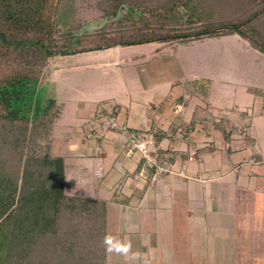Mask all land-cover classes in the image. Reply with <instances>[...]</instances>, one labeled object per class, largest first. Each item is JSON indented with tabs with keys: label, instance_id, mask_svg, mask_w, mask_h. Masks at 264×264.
Wrapping results in <instances>:
<instances>
[{
	"label": "trees",
	"instance_id": "trees-1",
	"mask_svg": "<svg viewBox=\"0 0 264 264\" xmlns=\"http://www.w3.org/2000/svg\"><path fill=\"white\" fill-rule=\"evenodd\" d=\"M103 2L115 7L104 20L121 19V27L108 32L100 24L94 32L108 33L107 40L72 46L88 33H59L62 0H0V264H107L106 202L67 193V164L50 152L59 109L54 102L36 108L52 57L118 43H187L231 33L264 52V0L227 21L205 8L207 0Z\"/></svg>",
	"mask_w": 264,
	"mask_h": 264
},
{
	"label": "rangeland",
	"instance_id": "rangeland-1",
	"mask_svg": "<svg viewBox=\"0 0 264 264\" xmlns=\"http://www.w3.org/2000/svg\"><path fill=\"white\" fill-rule=\"evenodd\" d=\"M261 1L263 0H207L208 5L205 8L210 6L219 13V18L227 21L241 18L240 15L256 8ZM114 10L113 3H101V0H62L56 15V24L60 34L88 33L69 45L73 46L79 42L99 43L101 39H108V33L94 32L100 24L105 26L108 32L122 25L121 19L113 22L104 20V16L113 15ZM192 44L182 46L177 41L166 40L131 45L118 43L109 49H106V46L52 57L51 65L43 72L38 85L36 108H44L54 102L57 109L63 112L62 116L57 118V123L68 126L63 131V137H52L51 154L65 157L66 151L60 153L65 147L62 141H73L81 135L100 137L99 129L103 127L106 128L105 133L112 131L108 129L109 123L103 124L99 121L96 129L95 114L102 112L104 105L97 103L94 95L112 92L116 95L114 101L123 99L121 92L116 91V86L110 87L120 84L116 71H119L122 83L132 85L135 81L137 87H144V80L149 76V72L147 69H140L145 66L154 69V65L160 67L166 63L169 64V69L163 68L161 77L177 73L184 77L179 78L181 83L170 87L173 88L172 96L185 86L201 98V94H206L209 90L211 97L221 103L219 108L223 109V113L229 110L236 115L243 111L246 115L243 117L247 125L246 132L255 138V149L264 159V108L260 113L256 108L252 110L253 102L256 103L260 99L257 95L263 94L264 98V53L244 42L237 33L194 40ZM150 54L172 60H154L149 58ZM115 55L120 59V65L110 66L109 73L105 72L107 75L102 74V70L107 69L105 64L102 69H84L87 61H113ZM129 60H132L130 66ZM204 77L210 78L211 81L203 79ZM248 88L251 91H248ZM107 103L105 109L113 104L108 108L109 112L113 113V100ZM228 115H233V118L235 116L232 113L223 116ZM219 116H222V111ZM119 128L125 140L131 132L136 133L124 126ZM223 130L226 131V128ZM118 166L120 167L119 164ZM253 167L256 170L260 168L258 164ZM262 170L264 171V166ZM260 181L257 188L252 185L240 187L232 184L223 205L218 203L215 211L208 213L207 219H204V215L200 218L195 215V228L184 229L183 233L182 229L167 228L171 221L159 220L160 226L151 228V237L144 244V248L148 250L142 254L140 264H264V179ZM113 209L116 207L110 205L107 230L109 234H114L119 250L122 248L120 237L124 231H129L124 223L113 219V212L116 213ZM121 251L117 252L118 261H114L113 256L107 257V264H127L126 261L132 260L124 257ZM46 253L45 246L41 248L40 254ZM112 254L111 252L110 255Z\"/></svg>",
	"mask_w": 264,
	"mask_h": 264
},
{
	"label": "crops",
	"instance_id": "crops-1",
	"mask_svg": "<svg viewBox=\"0 0 264 264\" xmlns=\"http://www.w3.org/2000/svg\"><path fill=\"white\" fill-rule=\"evenodd\" d=\"M179 44L190 46L194 43ZM160 57L149 55L154 60H172ZM119 61L117 55L113 61H87L84 69H102L105 64L107 69L102 70V74L107 75L108 68L119 66ZM131 62L128 61V66ZM163 68L169 69V64L160 67L154 65V69L142 67L141 71L147 69L149 72L144 87H137L135 81L132 85L122 83L119 71H116L120 84L110 87L116 86V91L121 92L123 99L114 101L116 95L112 92L94 95L97 103L104 105L102 112L97 113L95 109L96 129L99 125L97 121L113 123L116 127L109 128L112 130L109 133L102 131L103 128L99 129L101 136L97 138L81 135L73 141H62L65 147L60 153L68 152H64L65 157L61 155L67 164V193L95 197L106 202V241L109 253L106 258L113 256L114 261H118L117 252L122 250L124 257L132 259L126 261L127 264L142 262V254L148 250L144 244L151 237V228L160 226L159 220L171 221L166 227L182 229L183 233L184 229L195 228V215L199 218L204 215V219H207L208 213L214 212L218 203L223 205L232 184L257 188L258 182L264 179V159L255 149V138L246 132L244 112L235 115L227 110L223 113V109L219 108L221 103L211 97L209 90L201 94V98L184 85V89L180 88L172 96L173 88L170 87L181 83L179 78L184 77L181 73L161 77ZM203 79L211 81L208 77ZM248 91L251 90L248 88ZM257 96L260 99L253 102L252 110L256 108L260 113L264 108V98L263 94ZM109 100L114 102L111 109L113 113L108 110L113 104L105 109ZM220 111L222 116L226 113L235 116L222 118L219 116ZM60 112L58 118L62 116L63 112ZM57 120L52 129V137H63V131L68 125H59ZM120 126L136 134L151 136L153 151H150V156L154 163L146 161L139 151L128 152ZM190 156L193 158L189 159ZM255 164L259 165L258 170L253 167ZM160 168L163 170L160 171ZM110 205L116 207L113 209L116 211L115 214L113 212V219L124 223L129 231H124L120 237L122 248L119 250L114 234H109L107 230Z\"/></svg>",
	"mask_w": 264,
	"mask_h": 264
},
{
	"label": "built area",
	"instance_id": "built-area-1",
	"mask_svg": "<svg viewBox=\"0 0 264 264\" xmlns=\"http://www.w3.org/2000/svg\"><path fill=\"white\" fill-rule=\"evenodd\" d=\"M116 127L113 123H109V128ZM102 131H106V128L103 127ZM128 145V152H132L134 150L139 151L144 159L148 162H153V158L150 156V151L152 150L153 140L151 136H143L141 134H136L131 132L126 139ZM193 157L190 156L189 159ZM154 163V162H153ZM160 171L163 170L162 168L159 169Z\"/></svg>",
	"mask_w": 264,
	"mask_h": 264
}]
</instances>
